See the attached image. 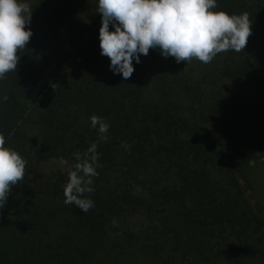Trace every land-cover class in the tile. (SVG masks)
I'll return each instance as SVG.
<instances>
[{"label":"trees","instance_id":"16d2710c","mask_svg":"<svg viewBox=\"0 0 264 264\" xmlns=\"http://www.w3.org/2000/svg\"><path fill=\"white\" fill-rule=\"evenodd\" d=\"M23 2L32 36L0 79V134L27 163L0 208V264H264V127L248 101L264 88V0L213 9L248 13L243 51L204 64L149 49L128 80L100 53L98 0ZM93 114L109 129L85 213L63 188L98 140Z\"/></svg>","mask_w":264,"mask_h":264},{"label":"clouds","instance_id":"9594fccd","mask_svg":"<svg viewBox=\"0 0 264 264\" xmlns=\"http://www.w3.org/2000/svg\"><path fill=\"white\" fill-rule=\"evenodd\" d=\"M217 8V0H98L101 14L99 42L101 55L110 60L114 73L125 80L134 72L133 59L158 48L164 57L176 62H191L194 58L210 63L219 53L233 50L241 52L251 35L252 20L247 12L228 14ZM32 7L23 0H0V79L15 72L18 53L25 49L32 32ZM114 30H109V24ZM7 100V96L3 97ZM91 127L99 137L81 154L75 152V164L68 169V180L63 188L64 203L74 204L87 213L94 202L85 196L93 193V177L99 159L97 146L107 142L109 124L95 114L90 116ZM26 160L15 150L5 147L0 134V208L13 185L23 181Z\"/></svg>","mask_w":264,"mask_h":264},{"label":"rangeland","instance_id":"374dc122","mask_svg":"<svg viewBox=\"0 0 264 264\" xmlns=\"http://www.w3.org/2000/svg\"><path fill=\"white\" fill-rule=\"evenodd\" d=\"M197 63H199V61ZM248 101L252 117L260 126L264 127V88L251 90L248 96ZM59 162L61 163V160L58 162L56 160H47L43 162L42 165L46 170H49L57 167ZM252 173L256 183H259L260 185V193H262L261 200L264 205V163L253 168Z\"/></svg>","mask_w":264,"mask_h":264}]
</instances>
